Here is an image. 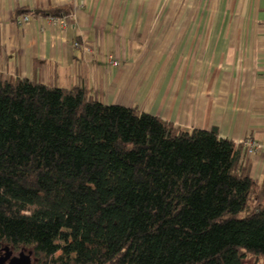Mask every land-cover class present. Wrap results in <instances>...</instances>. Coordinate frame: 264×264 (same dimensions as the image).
I'll return each mask as SVG.
<instances>
[{"label":"trees","instance_id":"1","mask_svg":"<svg viewBox=\"0 0 264 264\" xmlns=\"http://www.w3.org/2000/svg\"><path fill=\"white\" fill-rule=\"evenodd\" d=\"M250 167L243 143L215 127L181 129L83 87L0 73V253L18 264L264 258Z\"/></svg>","mask_w":264,"mask_h":264},{"label":"crops","instance_id":"2","mask_svg":"<svg viewBox=\"0 0 264 264\" xmlns=\"http://www.w3.org/2000/svg\"><path fill=\"white\" fill-rule=\"evenodd\" d=\"M0 73L253 140L264 205V0H0Z\"/></svg>","mask_w":264,"mask_h":264},{"label":"built area","instance_id":"3","mask_svg":"<svg viewBox=\"0 0 264 264\" xmlns=\"http://www.w3.org/2000/svg\"><path fill=\"white\" fill-rule=\"evenodd\" d=\"M29 17L30 16L27 14L21 16L20 19H18V24L27 22L29 20ZM51 20L53 25H57V23H59V21L56 18H52ZM61 26L63 27L64 23L61 22ZM113 64L116 65L117 62L113 61ZM244 146L247 148V154H251L252 152H255L258 148H260L258 143L254 142L253 140L246 141Z\"/></svg>","mask_w":264,"mask_h":264},{"label":"rangeland","instance_id":"4","mask_svg":"<svg viewBox=\"0 0 264 264\" xmlns=\"http://www.w3.org/2000/svg\"><path fill=\"white\" fill-rule=\"evenodd\" d=\"M11 252V250H10ZM13 253L16 255V253L13 251ZM17 257V255H16ZM30 264H33V260L30 258ZM244 264H264V258L262 257H257L253 255H246L244 260Z\"/></svg>","mask_w":264,"mask_h":264},{"label":"flooded vegetation","instance_id":"5","mask_svg":"<svg viewBox=\"0 0 264 264\" xmlns=\"http://www.w3.org/2000/svg\"><path fill=\"white\" fill-rule=\"evenodd\" d=\"M0 262H3L4 264H18L16 260V255L13 253L12 250L7 256L4 253H0Z\"/></svg>","mask_w":264,"mask_h":264},{"label":"water","instance_id":"6","mask_svg":"<svg viewBox=\"0 0 264 264\" xmlns=\"http://www.w3.org/2000/svg\"><path fill=\"white\" fill-rule=\"evenodd\" d=\"M0 264H4L3 262H0Z\"/></svg>","mask_w":264,"mask_h":264}]
</instances>
